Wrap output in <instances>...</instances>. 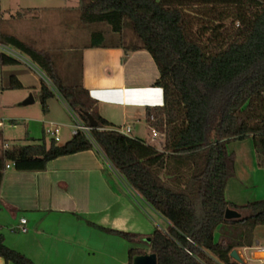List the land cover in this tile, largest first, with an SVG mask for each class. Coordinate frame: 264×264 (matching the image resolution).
Returning a JSON list of instances; mask_svg holds the SVG:
<instances>
[{
	"label": "trees",
	"instance_id": "1",
	"mask_svg": "<svg viewBox=\"0 0 264 264\" xmlns=\"http://www.w3.org/2000/svg\"><path fill=\"white\" fill-rule=\"evenodd\" d=\"M77 10L85 25L105 23L119 37L130 30L139 43L132 50L150 54L163 105L146 109V123L163 134V152L117 132L82 86L63 83L47 53L0 33L1 43L26 55L51 83L55 93L40 85L43 110L57 96L86 125L88 113L98 129L92 142L77 135L61 146L54 140L46 146L43 138L40 144L6 149L0 186L6 163L18 171H42L52 160L97 149L167 222L166 231L155 228L145 244L156 264H243L230 254L253 246L255 229L264 226V200L240 206L225 200L226 184L235 177V154L227 147L251 140L264 164V0H78ZM103 41L101 32L91 34V47ZM15 64L0 54V66ZM12 88L20 85L14 82ZM227 210L246 214L227 220ZM86 224L129 244L141 239ZM139 255L145 253L130 248L128 264ZM0 258L6 264H34L6 247L2 234Z\"/></svg>",
	"mask_w": 264,
	"mask_h": 264
},
{
	"label": "crops",
	"instance_id": "2",
	"mask_svg": "<svg viewBox=\"0 0 264 264\" xmlns=\"http://www.w3.org/2000/svg\"><path fill=\"white\" fill-rule=\"evenodd\" d=\"M26 10H34L29 11L30 13L37 12L36 8ZM22 11L25 12L23 9ZM3 12L5 11L0 10V33L21 40L14 32L2 30L1 25L5 21L4 16H1ZM62 21L65 26L62 32L55 28L48 32L47 47L37 48L34 44L30 45L50 56L57 75L65 85L77 84L88 92L101 118L116 129L129 128V134L133 135L130 137L143 141L158 152H163V134L146 123V109L163 105V92L154 87L158 70L150 54L139 48L132 50L133 47H128L123 42L122 35L119 42H107V38L117 35L111 31L101 32L104 40L101 46L91 47V34L95 31L84 29L79 15V23ZM134 47H139V43ZM74 53L78 65L76 74L72 77L70 60L63 58H69L70 54ZM125 54V60L122 62ZM56 56H63L62 67L66 69L65 72L57 67ZM17 65L20 63L0 66L1 91L13 90L14 82H17L20 88L23 87L22 80L12 69ZM3 79L6 80L4 83ZM54 97L57 96L51 98ZM64 108L68 110L65 106ZM42 112L44 116L50 115V105L45 103ZM10 123L14 125L16 122L11 120ZM46 124L63 125L54 121H48ZM2 125L1 123L0 126ZM44 129L45 127L39 142L42 143L44 138L43 141L48 146L51 140L49 143L45 141ZM152 129L156 132L155 137L151 134ZM2 139L1 134L0 157L5 151ZM69 140L70 138L63 144ZM25 141L29 139L19 140L20 144H9L7 149L26 146L27 144H22ZM234 154L235 177L232 179L240 183L252 181L257 172L253 167L251 154L246 147ZM169 169L173 170V166L170 165ZM227 184L224 195L228 193L232 199L234 195L227 189ZM122 191L128 194L131 191L137 196L96 149L52 160L42 171H18L14 166L6 164L0 186V234L3 235L6 247L21 253L34 264H110L111 257L115 258L111 238L117 237L89 227L86 222L104 229L142 236L141 230H132L133 224L129 223L130 219L125 215V212H130L127 201L120 199V195H124ZM138 199L142 201L139 197ZM229 203L241 205L234 200ZM113 210L122 211V216L118 217L119 214H114ZM22 219L26 222L24 225L20 223ZM128 223L131 226H128ZM23 228L25 232H22ZM125 243L130 248L138 245L137 242L135 245L126 241ZM255 244L259 245L258 242ZM115 245L116 243H113V246ZM129 249L127 246L123 248V256L119 260L122 264H128ZM250 250L251 248H248L243 251ZM254 255L260 258L259 253ZM0 264L6 263L0 258Z\"/></svg>",
	"mask_w": 264,
	"mask_h": 264
},
{
	"label": "rangeland",
	"instance_id": "3",
	"mask_svg": "<svg viewBox=\"0 0 264 264\" xmlns=\"http://www.w3.org/2000/svg\"><path fill=\"white\" fill-rule=\"evenodd\" d=\"M78 0H0V10L5 11L1 16H4V22L1 28L4 32L12 31L17 36L21 38L27 44H34L37 48L47 47L48 42V32L52 29H56L58 32H62L65 29L63 21L69 20L70 22H78L79 12L77 10ZM36 8L37 12H32L34 10H26ZM25 10L24 11H22ZM27 11V12H26ZM30 11V12H29ZM28 14H31L30 16ZM62 22V25L58 23ZM82 25V24H80ZM82 27L84 29H90L99 32H108L110 27L105 24H92L85 25ZM47 28V31L45 32ZM115 35V34H114ZM123 42L128 47H134L138 44V41L128 29H124L122 32ZM107 42L114 43L119 42V36H113V38H107ZM18 51V50H17ZM21 56L27 61V63H20L14 69V73L18 75L20 80H22L23 87L13 90L1 91L0 89V121L3 124L2 133L3 145L9 144H20L18 141L28 138L29 141L22 142V144H37L40 143L39 140L42 137L43 127L51 128L50 125L46 124L48 121L59 122L63 125L58 126V143L57 145L63 144L68 138L71 139V125L72 120L70 118L68 110L64 108L66 105L62 106V100L59 97H54L46 102V105H50V115L44 116L43 105L40 98V82L43 83L49 90L54 92V89L50 82L45 79L42 71L33 64L30 59L18 51ZM53 52V51H52ZM55 55V54H54ZM57 57V59H56ZM55 63L59 69L65 72L66 69L63 68L62 57L56 56ZM76 54H70L69 58L64 57L63 59L70 60V70L72 72V77L76 74L77 61ZM38 72H37V71ZM2 76L0 73V84L2 81ZM6 81V80H5ZM3 79V83L5 82ZM55 93V92H54ZM32 97V104L27 106H22V103L29 97ZM67 108V107H66ZM51 117L53 119H51ZM13 120L16 123L11 125L10 121ZM0 123V124H1ZM158 133V132H157ZM126 136H133L130 134H125ZM162 138V136H160ZM51 137L45 136V141L49 143ZM246 147L249 154H251V159L253 167L257 172L253 175L252 181L249 180L247 183H240L235 179L229 180L227 184V189L232 192L234 198H230L229 194L225 195V199L229 202L234 200V202L244 205L248 202L264 200V164L262 163L261 154L253 146L251 140H246L243 142H232L228 145V151L237 153L242 148ZM97 150V149H96ZM9 166H14L12 163H6ZM259 166H261L259 168ZM15 168V166H14ZM13 169V168H11ZM16 169V168H15ZM239 163L237 165V171H239ZM250 172V171H249ZM122 189V187L120 186ZM123 190V189H122ZM124 193V191H122ZM121 201L126 200L129 207V212H125V215L130 219L129 223L133 224L132 230H141L142 234L140 242L135 245V249L149 254V248L147 245L149 242L150 232L158 228L161 231H166L168 224L162 219L158 214H156L149 206L138 199L137 196L127 192L124 195H120ZM114 209V208H113ZM122 211L113 210V213L120 214ZM238 213V212H237ZM240 216H244L246 213H238ZM127 218V219H128ZM134 222V223H133ZM128 226H131V224ZM151 230V231H150ZM135 232V231H132ZM215 241L218 239V230L214 235ZM112 248H114V256L111 257L110 264H122L121 257L123 256V248L125 246L130 248L124 240L118 238H111ZM258 242L259 245L255 244ZM113 243H116L113 246ZM257 246L264 247V226L257 227L254 231V244L251 250L244 252L245 249H237L236 252L240 257L243 264H259L254 253H256L255 248ZM252 254H251V253ZM86 264V262L84 263Z\"/></svg>",
	"mask_w": 264,
	"mask_h": 264
},
{
	"label": "built area",
	"instance_id": "4",
	"mask_svg": "<svg viewBox=\"0 0 264 264\" xmlns=\"http://www.w3.org/2000/svg\"><path fill=\"white\" fill-rule=\"evenodd\" d=\"M0 54L9 57L18 63H27V61L21 56V54L14 49L13 47L3 44L0 42ZM37 71V70H36ZM38 72V71H37ZM45 79L48 81V79L45 77ZM49 82V81H48ZM69 111V110H68ZM70 113V117L72 120V125H71V136H77V135H82L84 136L87 140L92 142V132L94 130H98L97 128H94L90 126L89 124H84L82 123L77 116H75L73 113ZM51 128H46L44 129V134L45 136L51 137V140H54V142H58V137H57V132H58V125L56 124H49ZM117 132L125 135L130 133V129L126 128L125 130L121 129H116ZM151 134L153 137L156 136V132L152 129ZM3 148L6 150L8 147L7 145H4ZM20 223L24 225L26 222L25 220H21ZM22 232H25V229H22ZM256 252L260 254V258L257 259L259 264H264V247L262 246H257L255 248Z\"/></svg>",
	"mask_w": 264,
	"mask_h": 264
},
{
	"label": "water",
	"instance_id": "5",
	"mask_svg": "<svg viewBox=\"0 0 264 264\" xmlns=\"http://www.w3.org/2000/svg\"><path fill=\"white\" fill-rule=\"evenodd\" d=\"M33 100L32 97L30 96L27 100H25L22 103V106H27L32 104ZM87 120H88V124L94 128L97 127V123L94 121V119L87 113L85 114ZM239 214L231 211V210H227L225 213V219L229 220V219H238ZM230 257L238 262V263H242L240 257L238 256L236 251H232L230 254ZM132 264H156V257L154 254H145V255H139L133 258L132 260Z\"/></svg>",
	"mask_w": 264,
	"mask_h": 264
}]
</instances>
